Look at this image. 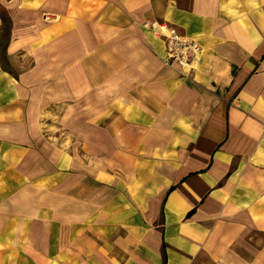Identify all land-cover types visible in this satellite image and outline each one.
<instances>
[{"label": "crops", "instance_id": "obj_1", "mask_svg": "<svg viewBox=\"0 0 264 264\" xmlns=\"http://www.w3.org/2000/svg\"><path fill=\"white\" fill-rule=\"evenodd\" d=\"M0 264H264V0H0Z\"/></svg>", "mask_w": 264, "mask_h": 264}, {"label": "built area", "instance_id": "obj_2", "mask_svg": "<svg viewBox=\"0 0 264 264\" xmlns=\"http://www.w3.org/2000/svg\"><path fill=\"white\" fill-rule=\"evenodd\" d=\"M150 28L164 38L167 59L180 66L192 68L200 51L195 39L179 35L174 28L156 22Z\"/></svg>", "mask_w": 264, "mask_h": 264}]
</instances>
